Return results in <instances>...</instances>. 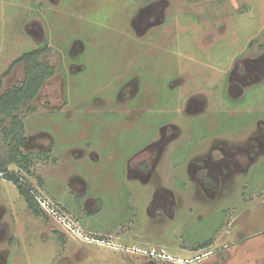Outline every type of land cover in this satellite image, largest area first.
I'll return each mask as SVG.
<instances>
[{"label":"rangeland","instance_id":"rangeland-1","mask_svg":"<svg viewBox=\"0 0 264 264\" xmlns=\"http://www.w3.org/2000/svg\"><path fill=\"white\" fill-rule=\"evenodd\" d=\"M151 1L0 0V95L29 49L49 46L42 58L57 69L37 110L20 112L28 150L44 152L23 172L43 214L0 175V264H264V80L237 97L227 85L264 54V0H159L164 18L141 34L133 20ZM197 93L207 117L186 111ZM169 121L180 132L135 175L140 144ZM214 140L249 143L253 156L211 195L186 169ZM164 194L174 212L154 204Z\"/></svg>","mask_w":264,"mask_h":264},{"label":"flooded vegetation","instance_id":"flooded-vegetation-1","mask_svg":"<svg viewBox=\"0 0 264 264\" xmlns=\"http://www.w3.org/2000/svg\"><path fill=\"white\" fill-rule=\"evenodd\" d=\"M166 6L167 3L159 0H154L146 3L143 9L138 11L136 18L133 20L135 29L142 34L149 30L151 27L161 23L162 19L164 18ZM78 42H80V39H75V41H73V49L74 46L76 47V44ZM80 47L82 49L85 48L82 41L80 43ZM259 79H261L260 81L264 80V54L263 56L257 57L252 61L245 60L244 64H237L232 75L229 77V92L234 97H237V95L244 92L245 88L249 85L260 82ZM130 81L131 79L129 80V82ZM135 93H138L139 96L142 95L140 94L141 89H137ZM118 94H121V92L119 91ZM139 96L136 97L140 98ZM168 100L169 96L166 98L165 102L167 103ZM156 104H158V102L154 103L153 107H151L153 108L152 111H157V109H160ZM198 109L203 110L202 114H204L205 117H207L208 114L213 113L208 112L205 104V98L199 93H197V95L194 94L191 96V100L186 107V111L194 112ZM165 123L167 122H160V125L162 126H159L158 124L157 126L152 127V129L157 131V134L155 135L156 137L154 136L148 142L140 144L141 146H145V149H141L142 153H139V156H144V158L137 162L138 165L132 169V172L135 175L142 176L149 173L150 170L153 169L151 167L152 164L146 161L147 158L144 155L145 152H150V157H153L155 158L154 160H156L160 156L162 151H164V148L166 147V141L170 137H174L176 133L180 132L179 127L173 125L175 124V122L169 121V123ZM157 137L159 139L155 140ZM151 141L153 142L151 143L152 145L150 144V146L149 143ZM231 145L232 146L229 145L228 141L225 142L223 140H214L213 142H211L209 146L206 147L207 149L203 150L204 153H202L201 155H194L191 160H188L186 169L187 178L193 179V182H195V180L197 179L195 182L197 188L200 187L211 195L219 193L220 189L225 187L224 179L226 178V175H230L231 171H233L235 168H241L243 165L242 163L245 159H250V161H252L253 155L250 154L251 151H246L247 148H245L249 145V143L247 145ZM187 146L188 144L184 146V156H186L187 152L189 151ZM217 147L220 148L219 151L216 150ZM153 151L157 152L153 154ZM247 155L248 158L246 157ZM247 166H250V163ZM157 201H161L160 205L168 210V212L170 208L171 212H174V205L176 204L174 198L170 199L169 195L164 194L163 197L155 200L154 204H156Z\"/></svg>","mask_w":264,"mask_h":264},{"label":"trees","instance_id":"trees-1","mask_svg":"<svg viewBox=\"0 0 264 264\" xmlns=\"http://www.w3.org/2000/svg\"><path fill=\"white\" fill-rule=\"evenodd\" d=\"M48 50L49 46L41 45L23 52L16 58L7 72L16 64L23 63V77L0 95V175L16 184L29 208L36 215L43 214V211L31 184L23 177V172L33 174L36 158L44 152L28 150L29 137L20 112L26 103L29 104L28 113L37 110L32 105L33 101L46 81L56 73V67L42 58ZM12 165L16 168H11ZM211 243L212 239L209 238L197 245V248L207 247Z\"/></svg>","mask_w":264,"mask_h":264},{"label":"built area","instance_id":"built-area-1","mask_svg":"<svg viewBox=\"0 0 264 264\" xmlns=\"http://www.w3.org/2000/svg\"><path fill=\"white\" fill-rule=\"evenodd\" d=\"M42 204H44L43 202H41ZM205 254H207L206 252H203L202 254L200 253V254H197L194 258H186V259H184V258H180V257H178V259L176 258V260H179L180 262H186V263H190V262H192V261H195V260H199V259H201ZM160 255V254H159ZM174 260H175V258H174Z\"/></svg>","mask_w":264,"mask_h":264},{"label":"crops","instance_id":"crops-1","mask_svg":"<svg viewBox=\"0 0 264 264\" xmlns=\"http://www.w3.org/2000/svg\"><path fill=\"white\" fill-rule=\"evenodd\" d=\"M228 85V84H227ZM230 86V85H229ZM229 88V87H228ZM229 90H230V88H229Z\"/></svg>","mask_w":264,"mask_h":264}]
</instances>
